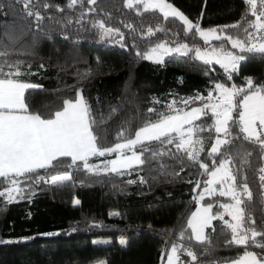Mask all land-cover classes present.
I'll use <instances>...</instances> for the list:
<instances>
[{"label": "trees", "instance_id": "obj_1", "mask_svg": "<svg viewBox=\"0 0 264 264\" xmlns=\"http://www.w3.org/2000/svg\"><path fill=\"white\" fill-rule=\"evenodd\" d=\"M166 1L205 30L240 22L246 13L248 20L254 19L247 11L245 0ZM35 2L44 16L42 21L27 16L23 3L18 0H0V41L13 51L11 62H23L22 71L28 74L20 79L39 86L26 92V102L31 111L46 115L48 110H59L64 99L74 98L76 90L82 89L99 125L96 132L101 137V147L124 142L117 140V133L122 130L127 138H133L134 132L146 122H155L158 113L176 114L167 108L172 101L176 102L177 111L202 107L199 100L187 106L182 101L198 95L206 98L210 92L215 98L216 83L242 86L247 77L254 84L264 83V59L259 54L242 63L239 73L233 74L231 80L219 64H204L195 58L193 51L187 55H167L162 64L139 58L137 52L144 53L165 41L170 46H176L172 43L175 41L186 43L189 48L207 50L223 47L225 51L239 54L226 40H210L205 44L198 34L186 33L182 22L171 17L164 21L162 13L137 15L135 8L124 6V0H97L96 5L85 3L75 8H68L67 0H48L63 7V12L55 7L45 10L41 6L44 0ZM93 8L95 11H88ZM82 13L86 14L81 18ZM68 20L72 23L68 24ZM97 21L119 29L124 34L123 41L115 34L102 39L100 30L92 27ZM149 27L155 35H143ZM157 27L163 31H156ZM220 34L233 38L244 35L241 29L234 28H226ZM9 35L16 39L10 41ZM149 108L155 111L149 113ZM236 116L233 112V117ZM212 124L209 110L207 115L194 120L192 126L207 129ZM233 131L238 132V128ZM216 135L214 129L193 135L194 139L203 140L204 150L199 153V161L207 163L210 170L214 168V159L217 163L222 159L208 155ZM149 146L161 152L170 150L169 155L163 156L168 157L167 162L156 164L152 160L148 166L133 165L122 170V182L85 185L81 177L86 172L67 165L50 171L52 174L71 172L70 187H55L20 177L25 199L8 204L6 198H0V240L19 241L0 244V264H161L174 244L189 247L197 254L198 259L193 262L183 251L179 252L183 264H221L242 255L243 247L225 243L231 236L224 220L212 222L215 232L205 229L210 243L200 244L189 238L191 230L187 229V220L196 206L197 194L206 186L208 174L198 163L188 160L183 151H177L175 144L161 145L153 141ZM140 150V146L134 149ZM227 150L235 168L240 169L237 184L246 178L252 192L251 200L245 197L243 205L246 222L251 216L256 228L262 229L264 189L258 177L264 159L258 146L241 139L235 140ZM116 155L92 157L89 162ZM63 159L70 163V158ZM39 175H45L44 170H39ZM140 177L146 182L141 183ZM129 180L136 182L129 184ZM7 187V183L0 184V190ZM70 198L78 199L80 204L74 205ZM227 201H230L228 196L213 193L204 195L200 202L213 205L211 211L217 214L222 209L220 205ZM185 229L181 238L180 233ZM47 233L59 235H42ZM32 237L35 238L23 239ZM121 240L127 244L121 245ZM249 250L261 251L253 247Z\"/></svg>", "mask_w": 264, "mask_h": 264}, {"label": "snow or ice", "instance_id": "obj_2", "mask_svg": "<svg viewBox=\"0 0 264 264\" xmlns=\"http://www.w3.org/2000/svg\"><path fill=\"white\" fill-rule=\"evenodd\" d=\"M18 2L23 3L27 16L34 17L37 21L44 19L35 0H18ZM85 3L96 5L97 0H67L66 6L68 8H75L77 5L83 7ZM245 3L248 6L247 11L254 17L253 20H248L246 13L240 22L204 30L199 23H193L183 12L166 0H124V6L128 9L135 8L137 15H143L145 12L162 13L164 21L171 17L182 22L186 33L198 34L205 44H208L210 40H226L231 43L232 49L239 50V54L225 51L223 47L201 51L200 48H189L188 44L175 41L172 43L176 46H169V42L165 41L156 43L144 53L137 52L139 58L162 64L164 56L172 53L187 55L189 51H194L195 58L204 64H210L213 60L220 64L229 80L233 78V74L239 73L242 63L254 58L256 54L264 59V0H245ZM41 6L45 10L55 7L57 11H64L63 7L53 5L48 0H44ZM88 11H95V9H88ZM85 14L82 13L81 18ZM67 23L71 24L72 21L68 20ZM92 27L100 30L102 39L114 34L118 35L121 41L124 39V34L119 29L106 27L103 21L93 23ZM125 27L131 28V25H125ZM226 28L241 29L244 34L243 38L221 35L220 33H224ZM132 31L134 32L135 29L132 28ZM156 31H163V29L157 27ZM143 35L153 36L155 31L149 27ZM8 39L11 41L16 38L9 35ZM121 46L124 45L121 44ZM245 53L250 55L246 56ZM13 54V51L3 41H0V184L9 185L8 188L0 190V198H6L8 204L18 203L25 199L24 188L20 186L22 184L20 177L55 187L71 186L73 183L71 172L52 174L50 171L65 165L77 171L83 170L88 174L99 175L103 172L123 175L122 169L127 170L133 165H144L151 160L169 155L170 150L161 152L159 149H153L149 146L150 142L156 141L161 145L175 144L177 151H183L188 160L198 163L199 167L212 177L206 181L207 185L227 183V190H221L219 195L230 196L234 201L231 204L220 205L231 215L234 223L224 220L223 215L213 214L211 204L191 213L187 220V229L191 230L189 238H194L200 244L210 243V236L206 234L205 229L215 232L216 228L212 222L224 220L231 236L225 243L243 247V254L227 261V264H264V228L258 230L251 216L247 217L246 222L243 205L245 197L251 200L252 192L246 178H242L237 184L240 169L235 168L234 161L227 150L235 140L241 139L243 142L258 146L261 158L264 159V84H254L251 77L245 78L247 87L235 85L226 87L224 84L216 83L214 91L219 92L218 98H214L210 92L206 98L198 95L182 101L187 106L199 100L202 107H195L187 112L177 111L174 108L176 102L172 101L167 108L170 113L176 112V114L158 113V119L155 122H146L143 127L134 132V138H127L122 130L117 133V140L124 142H117L112 147H101V137L96 132L99 125L83 96L82 89L76 90L74 98L64 99L59 110L54 112L48 110L46 115L30 110V104L26 102V92L39 86L20 79L28 73L22 71V61H10ZM214 99L216 102H213ZM156 102L159 103V101ZM209 110L213 124L207 129L199 125L193 127V121L198 120L202 115H207ZM154 111L153 108L148 109L149 113ZM233 112L237 113L236 117H233ZM185 125L189 127L185 128ZM234 128H238V132L234 133ZM213 129L217 135L208 155L220 156L222 159L218 166L214 159L212 161L214 170H210L207 163L199 161V153L204 150L203 140L200 138L193 140V135L205 130L211 132ZM104 138L106 139V136ZM146 141L149 144H145ZM195 145H200V147L197 149ZM136 146H140L139 152L134 151ZM125 150L130 151L131 155H126ZM113 153H117L118 158L106 160L103 168L100 165L89 163L92 157H106ZM145 153H150V155L145 157ZM63 158H70V163ZM39 170H44L45 175H39ZM258 178L261 187L264 188V166L259 168ZM135 182L128 181L129 184ZM140 182L145 183L146 181L140 177ZM197 187H200L199 183ZM214 191L211 187L205 188V192L209 195ZM199 198L203 199L204 194L201 193ZM73 204L78 205L80 201L74 200ZM111 215H119V213H111ZM185 231L186 229L181 231V238L184 237ZM42 235L55 236L59 233ZM258 237L261 240L258 241ZM15 242L19 241L0 240V244ZM94 243L97 242L94 241ZM120 244L126 245L127 242L121 240ZM249 247L259 248L261 251H251ZM181 251L191 257V261H197V254L191 248L174 244L167 255V264H177L178 261L183 264L178 255Z\"/></svg>", "mask_w": 264, "mask_h": 264}, {"label": "rangeland", "instance_id": "obj_3", "mask_svg": "<svg viewBox=\"0 0 264 264\" xmlns=\"http://www.w3.org/2000/svg\"><path fill=\"white\" fill-rule=\"evenodd\" d=\"M174 6V5H173ZM205 30V29H204ZM170 46V45H169ZM205 50H207V49H201V51H205ZM194 52V51H193ZM194 55H195V52H194ZM165 57V56H164ZM212 62H215V60H213ZM216 63V62H215ZM218 64V63H217ZM220 65V64H219ZM221 66V65H220ZM224 70V69H223ZM226 74V76H227V73H225ZM226 87H231L232 85H235L234 83H231L230 85H228V84H224ZM236 86V85H235ZM237 87H247V85L245 84V85H242V86H237ZM217 98L219 97V92L217 91V96H216ZM213 102H216V100L214 99V101ZM189 111H191V110H189ZM187 128V127H186ZM134 138V137H133ZM193 140H195V139H193ZM186 147H188L187 145H186ZM195 147L198 149L199 148V145H195ZM125 154H128V156H130L131 155V152H129V153H125ZM150 155V153H145V157H147V156H149ZM118 158V156L116 157V159ZM167 158L168 157H160V158H158V159H154L155 160V162L154 163H156V164H164V162H167ZM111 159V158H110ZM110 159H108V160H110ZM107 159H105V160H98V161H94V162H89L90 164H94V165H100V167L101 168H103V164H104V162L106 161ZM171 161H173V159H170ZM152 162V160L151 161H149V162H147V163H145L147 166H148V164H150ZM153 163V164H154ZM219 163V162H218ZM218 163H217V165L216 166H218ZM152 165V164H151ZM262 166H264V162H263V165ZM150 167V166H149ZM211 170H214V168H212ZM64 173H66V172H64ZM58 174H62V173H58ZM209 179H212V177H210L209 175H208V178H207V181L209 180ZM123 181V179H122V177H121V175H117V174H114V173H107V174H105V173H103V172H101L99 175H94V174H88V173H85L82 177H81V182L83 183V184H85V185H90V184H95V183H99V182H122ZM21 186V185H20ZM8 187H9V185H8ZM7 187V188H8ZM70 187V186H69ZM208 187H211L212 189H214L215 191L213 192V193H218L219 194V192L221 191V190H227V187H228V184L227 183H225V184H223V185H221L220 183H216V184H213V185H211V186H209V185H207L206 184V186L203 188V190L199 193V194H197V196H196V206H195V208H194V210H193V212H195V211H197L198 209H200V208H202V207H204V206H207L208 204H203V203H201L200 201H201V199L199 198L200 197V194L201 193H203L204 195H209L207 192H205V188H208ZM264 189V188H263ZM227 196V195H226ZM229 197V199H230V201H227V202H224V203H222V204H231V203H234V201H232V199H231V197L230 196H228ZM74 200H76V199H72L71 198V200H70V202H72V201H74ZM221 204V205H222ZM222 208V207H221ZM192 212V213H193ZM217 214H219V215H223L224 216V220H227V221H229V222H232V223H234V221H232V217H231V215H229L228 214V212H226L225 211V209H221V211H219ZM171 249V248H170ZM170 249L166 252V254H165V257H164V259H163V262L161 263V264H167V255H168V253L170 252ZM95 264H98V262L97 263H95ZM177 264H178V262H177ZM221 264H227V263H221Z\"/></svg>", "mask_w": 264, "mask_h": 264}, {"label": "crops", "instance_id": "obj_4", "mask_svg": "<svg viewBox=\"0 0 264 264\" xmlns=\"http://www.w3.org/2000/svg\"><path fill=\"white\" fill-rule=\"evenodd\" d=\"M166 2H168V1H166ZM168 3H170V2H168ZM173 5V4H172ZM177 8V7H176ZM178 9V8H177ZM217 96V94L215 95V98H217L216 97ZM139 130V129H138ZM193 139H194V137H193ZM126 155H128V154H126ZM118 156V154L115 156V157H113V158H111L110 160H112V159H116V157ZM123 170V169H122ZM114 174H116V173H114ZM117 175H119V174H117ZM121 177H122V175H121ZM72 199H75V198H72ZM71 200V198L69 199V201ZM71 203H73V201L71 202Z\"/></svg>", "mask_w": 264, "mask_h": 264}, {"label": "built area", "instance_id": "obj_5", "mask_svg": "<svg viewBox=\"0 0 264 264\" xmlns=\"http://www.w3.org/2000/svg\"><path fill=\"white\" fill-rule=\"evenodd\" d=\"M260 84H264V83H260Z\"/></svg>", "mask_w": 264, "mask_h": 264}]
</instances>
